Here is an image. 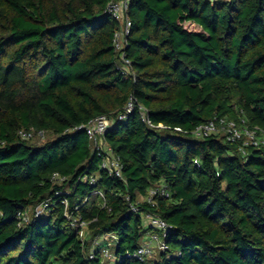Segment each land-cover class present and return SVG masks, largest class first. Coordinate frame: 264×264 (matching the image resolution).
<instances>
[{
	"label": "trees",
	"instance_id": "trees-1",
	"mask_svg": "<svg viewBox=\"0 0 264 264\" xmlns=\"http://www.w3.org/2000/svg\"><path fill=\"white\" fill-rule=\"evenodd\" d=\"M113 1L0 0V264H264V144L192 133L214 118L264 130V0H130L120 51ZM98 116L121 177L84 129ZM147 215L166 248L137 259L161 238Z\"/></svg>",
	"mask_w": 264,
	"mask_h": 264
},
{
	"label": "built area",
	"instance_id": "built-area-1",
	"mask_svg": "<svg viewBox=\"0 0 264 264\" xmlns=\"http://www.w3.org/2000/svg\"><path fill=\"white\" fill-rule=\"evenodd\" d=\"M130 0H115L111 2L107 6V12L110 14L115 20L120 23L119 30L114 34V47L117 51L122 50L125 47V36L129 32L130 21L127 17L128 11V3ZM121 60L123 61L122 66L118 67L121 69H126L129 71V61L124 58V55H121ZM133 99H130L128 104L125 107L124 113H120L118 115V120H123L126 117V114L130 113L134 108ZM143 120L150 127L164 128L163 125L159 124L154 126L146 115V109L140 107ZM110 119L106 116H98L91 120L85 127V131L89 138L92 140L95 150H103L102 154V165L101 167L106 169L111 174H114L117 177H121V165L119 163L118 158L113 154L111 150L104 149L103 143V135L108 130L110 126ZM180 131V130H178ZM43 134L42 132H40ZM193 135L198 138L208 137L211 135H223L228 142H239L243 146H255L257 147L260 144H264V130L258 129L257 127H248L244 121H242L241 125L237 124L232 120H227L224 118H214L213 120L208 121L207 123L201 124L196 127L194 131H192ZM20 136L24 139H29L32 137L31 133L28 132H20ZM86 179V178H84ZM90 182H94V178L91 177ZM95 194H98L101 198H103V194L101 192L96 191ZM167 193L164 190V186L159 188H153L149 191L148 197L146 200L150 202L153 197L156 195H166ZM63 204L66 206L67 201L63 200ZM48 207V203L43 202L37 205L33 212L35 215H40L46 211ZM65 217L71 219V215L65 213ZM146 224L150 228H154L161 232V238L156 233H150L145 238V241L141 245V247L132 255V257L137 259H142L145 255L151 254L152 246H157L159 250H165L166 246L163 241V237L167 233L168 225L163 220L155 215H147L146 216ZM72 227L79 233L82 237L85 233V229L87 224L84 221L74 219L71 221ZM111 235L102 236V239H109ZM92 256V255H91ZM102 256L106 259H110L111 261L115 260V256L108 246L102 248Z\"/></svg>",
	"mask_w": 264,
	"mask_h": 264
},
{
	"label": "rangeland",
	"instance_id": "rangeland-1",
	"mask_svg": "<svg viewBox=\"0 0 264 264\" xmlns=\"http://www.w3.org/2000/svg\"><path fill=\"white\" fill-rule=\"evenodd\" d=\"M210 1H214V0H210ZM47 138L48 137L44 133L43 134L37 133V134H35V136L32 139L34 140L33 142L40 144L43 141H46ZM111 237H113V236L111 235ZM145 241H147V240H145ZM152 251L153 252L150 255L151 256L150 258L154 257L158 253V251H160V250L157 248V246H152Z\"/></svg>",
	"mask_w": 264,
	"mask_h": 264
}]
</instances>
